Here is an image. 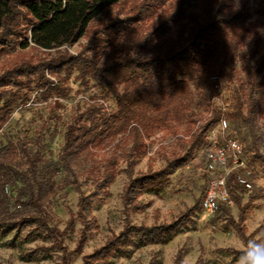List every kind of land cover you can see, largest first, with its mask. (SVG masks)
I'll return each instance as SVG.
<instances>
[{
    "label": "trees",
    "instance_id": "1",
    "mask_svg": "<svg viewBox=\"0 0 264 264\" xmlns=\"http://www.w3.org/2000/svg\"><path fill=\"white\" fill-rule=\"evenodd\" d=\"M262 29L264 0L256 10L250 0H0V56L9 59L0 68V131L34 92L45 99L66 97L73 75L85 88L103 87L101 98L83 110L78 106L66 123L56 159L43 152V132L0 146V236L27 229L23 241L43 238L66 254L51 209L60 193L74 187L80 193L82 245L90 220L95 221L93 205L109 194L121 164L129 177L126 205L141 208L138 196L160 195L170 186L172 170L205 146L220 117L213 99L221 90L214 76L224 87L236 84L226 113L230 129L245 145L249 164L264 169ZM75 45H80L76 55L68 50ZM34 51L46 57L35 58ZM158 132L175 142L164 155L165 167L134 176ZM84 183L93 187L88 195L82 194ZM229 185L243 222L245 189L234 179ZM204 194L170 224H129L84 264H108L132 246L169 243L202 209ZM216 217L233 220L230 206H221ZM6 244L16 247L13 240Z\"/></svg>",
    "mask_w": 264,
    "mask_h": 264
},
{
    "label": "rangeland",
    "instance_id": "2",
    "mask_svg": "<svg viewBox=\"0 0 264 264\" xmlns=\"http://www.w3.org/2000/svg\"><path fill=\"white\" fill-rule=\"evenodd\" d=\"M259 1L250 0L254 10ZM257 17L255 14L254 19ZM261 38V54H264V29L261 30ZM84 42L85 39L81 41ZM68 50L72 54L78 53L80 45ZM11 54L16 55L17 52L12 51ZM32 54L35 58L46 57L38 51ZM5 60L9 59L0 56V68ZM46 75L51 76L49 70ZM66 85L69 88L66 97L45 99L34 92L28 104L17 106L8 124L0 131V146L27 137L35 138L43 132V152L56 159L64 145L66 123L77 107L83 110L93 99L103 95L102 86L93 83L90 88H85L75 75ZM107 106L109 110L115 109L113 98L108 100ZM174 145L171 136L164 135V132L156 133L149 140L148 152L140 159L134 176L165 167L164 155ZM125 167V164H121L109 194L101 195L94 203L95 221L90 220L82 245L80 239L84 226L77 217L80 193L71 187L66 195L60 193L55 198L51 209L54 223L63 233L66 254L56 244L43 238L23 241L28 233L26 229L21 234L15 231L7 237L0 236V264H84L86 256L103 247L129 224L147 227L170 224L193 206L202 192L206 191L207 175L200 151L189 163L172 170L170 186L160 195L144 193L138 196L135 202L141 208L126 205L123 201L129 181ZM251 168L253 188L245 191L243 196V204H248L243 222L239 220L240 210L234 203L230 205L233 220L228 221L217 218L216 214L208 215L200 209L190 217L184 231L169 243L132 246L126 256L112 257L108 264H237L238 256L232 254L231 250L239 251L246 244L242 235L249 239L255 233L264 231V169L259 165ZM8 191L13 193L11 188ZM92 191L93 187L89 183L83 184L82 194L88 195ZM251 196L254 197L253 201L250 200ZM12 240L16 247L6 244Z\"/></svg>",
    "mask_w": 264,
    "mask_h": 264
},
{
    "label": "built area",
    "instance_id": "3",
    "mask_svg": "<svg viewBox=\"0 0 264 264\" xmlns=\"http://www.w3.org/2000/svg\"><path fill=\"white\" fill-rule=\"evenodd\" d=\"M48 77L57 83L56 78ZM212 81L218 83L221 90V95L213 99L221 112L218 121L206 135L205 146L200 150L207 175L202 210L208 215H215L221 206L233 203L230 179H234L245 191L253 188L250 178L253 171L245 153V145L232 134L226 114L232 107V90L236 84L224 87L219 76L212 77Z\"/></svg>",
    "mask_w": 264,
    "mask_h": 264
},
{
    "label": "clouds",
    "instance_id": "4",
    "mask_svg": "<svg viewBox=\"0 0 264 264\" xmlns=\"http://www.w3.org/2000/svg\"><path fill=\"white\" fill-rule=\"evenodd\" d=\"M239 251L237 264H264V231L251 236Z\"/></svg>",
    "mask_w": 264,
    "mask_h": 264
}]
</instances>
